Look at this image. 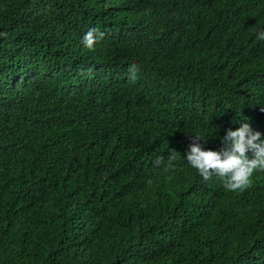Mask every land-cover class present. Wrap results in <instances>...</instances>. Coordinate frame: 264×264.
I'll return each instance as SVG.
<instances>
[{"label":"trees","instance_id":"trees-1","mask_svg":"<svg viewBox=\"0 0 264 264\" xmlns=\"http://www.w3.org/2000/svg\"><path fill=\"white\" fill-rule=\"evenodd\" d=\"M215 22L259 27L264 0H0V94L16 99L33 84L54 91L69 72L62 91L122 100L155 68L195 57L199 95L171 133L154 134L161 155L177 151L173 174L138 182L134 169L148 152L139 141L93 129L88 152L72 156L0 134V264H264V170L233 192L183 157L195 135L220 150L237 129L225 126L240 120L238 100L264 98V40L247 31L240 51ZM92 28L105 34L95 50L81 42ZM207 59L222 60L212 79L206 68L203 77ZM50 110L40 98L32 118L44 128ZM19 129L0 118L4 133Z\"/></svg>","mask_w":264,"mask_h":264},{"label":"clouds","instance_id":"clouds-1","mask_svg":"<svg viewBox=\"0 0 264 264\" xmlns=\"http://www.w3.org/2000/svg\"><path fill=\"white\" fill-rule=\"evenodd\" d=\"M258 25L230 24L225 30L219 25L216 27L220 28V34L230 36L234 40L231 44L241 51V46L247 44V31L251 32L254 41L264 40V24ZM104 35L92 28L84 34L81 42L87 49L95 50ZM203 49L200 48L196 54L202 55ZM219 60L213 64L211 59H207L202 71L204 78L205 68L209 78L212 72L221 68L222 60ZM194 62L195 57L177 68H155L149 76L130 88L122 100L106 93L88 99L79 93L62 91V87L70 83L68 80L75 78L69 72L60 73L54 91L40 90L33 84L16 99L0 94V118L18 121L20 124L18 131L8 130L4 133L0 130V134L12 142L35 141L50 153L74 156L80 148L88 152L84 141L91 130L96 129L102 133L108 131L139 141L148 150L136 163L134 172L137 182L155 171L164 175L173 174L177 151L161 155L163 140L154 134L161 136L171 133L169 129H174V122L197 105L198 73ZM139 71L137 64L129 65L130 82H136ZM237 89L242 92L249 90L244 87ZM40 98L51 105V110L42 122L46 130L32 118L33 111L40 105ZM237 105L243 109L238 116L240 120L225 126L237 129L229 128L226 131L220 150H205L201 141L206 143L207 137L195 135L191 136V143L183 156L204 181L213 176L219 177L225 189L233 192L251 187L253 174L257 170H264V98L238 100Z\"/></svg>","mask_w":264,"mask_h":264},{"label":"bare ground","instance_id":"bare-ground-1","mask_svg":"<svg viewBox=\"0 0 264 264\" xmlns=\"http://www.w3.org/2000/svg\"><path fill=\"white\" fill-rule=\"evenodd\" d=\"M256 88H258V87H256ZM256 91V90H255ZM257 96V95H256Z\"/></svg>","mask_w":264,"mask_h":264}]
</instances>
